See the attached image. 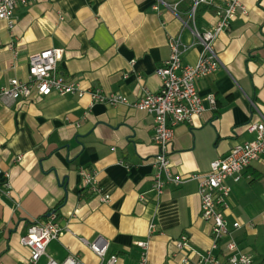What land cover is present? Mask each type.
<instances>
[{
  "label": "crops",
  "instance_id": "0c3cea01",
  "mask_svg": "<svg viewBox=\"0 0 264 264\" xmlns=\"http://www.w3.org/2000/svg\"><path fill=\"white\" fill-rule=\"evenodd\" d=\"M176 1L177 12L163 6L156 11L157 0H37L20 6L13 28L0 19V90L13 78L27 80L32 55L57 49L63 51L59 76L85 91L120 94L131 104L147 91L159 92L157 70L172 54L170 40L180 38L183 64L195 65L203 48L194 31L214 30L216 10L226 2L201 6L194 25L190 0ZM240 2L247 14L239 10L214 42L220 68L197 84L202 98L215 96L216 106L205 103L192 124L175 129V174L208 173L213 161L254 139L248 127L264 116V0ZM154 135L151 114L93 103L89 95L54 93L0 107V264H29L30 249L21 238L33 220L54 212L63 235L47 254L59 262L72 256L100 264L83 241L98 238L110 244L117 264H138L139 242H149L152 264H178L170 253L184 235L196 250H209L212 231L201 218L199 182L169 185L160 196L153 192L159 153ZM82 172L94 178L98 191ZM227 185L226 217L230 225L242 224L233 239L254 264H264V159ZM104 196L110 200L102 201ZM151 224L156 230L150 235ZM229 241L215 254L226 257ZM46 263L43 257L38 264Z\"/></svg>",
  "mask_w": 264,
  "mask_h": 264
},
{
  "label": "built area",
  "instance_id": "2783aa9c",
  "mask_svg": "<svg viewBox=\"0 0 264 264\" xmlns=\"http://www.w3.org/2000/svg\"><path fill=\"white\" fill-rule=\"evenodd\" d=\"M37 0H0V19L13 28L14 12L20 6H29ZM189 21L195 25L198 10L201 6H214L215 0H190ZM163 6L177 12L179 2L176 0H157L154 6L159 11ZM247 14V9L240 0H226L225 6L216 10L218 22L214 30L203 34L197 30L194 35L202 45L198 62L195 65H185L182 61V44L180 38L171 39L170 58L159 67V75L162 85L157 93L146 92L135 103H130L127 97L104 93L102 90L85 91L76 82H68L58 74L59 62L62 60L63 51L48 49L30 57L29 74L27 80L13 78L8 86L0 90V107H9L19 101H33L51 94L66 96L77 94L80 98L89 95L93 103H101L111 107L126 105L138 111L146 112L154 117V142L159 148L153 165L158 170L154 177L153 192L157 196L163 194L169 185L180 186L189 181L199 182V195L201 199V218L211 226L212 246L209 250L199 251L193 248L188 236H181L174 242V250L170 253V259L178 264H254L252 256L243 252L233 239L234 232L241 229L242 224L238 221L230 225L226 217V209L231 194V188L227 180L233 178L239 181L242 173L255 161L264 159V116L262 120L253 123L248 131L255 137L234 146L228 155L215 160L210 165L206 174H175L172 171L170 154L175 137V129L180 124H192L195 117L201 116L208 103L211 108L216 106V98L209 95L202 98L197 84L198 82L218 71L221 66L218 54L214 50V42L218 37L230 28L238 12ZM19 161L21 159H18ZM4 172L0 169V176ZM87 185H95L94 178L90 174L82 172ZM165 176L163 178L162 176ZM5 176L9 177L8 173ZM8 186V185H7ZM97 190V187H93ZM141 199H144L141 196ZM110 196H104L102 201H109ZM156 230L151 224L150 235ZM63 235V230L58 222L56 212L50 213L46 219L33 220L25 236L21 238V244L30 249L29 264H38L43 257H47L46 264H83L76 257H68L59 262L47 254V248L53 241ZM230 238L226 245V257L216 255L220 250L221 242ZM84 243L100 258V264H117L118 257L109 255L110 244L98 238L95 241ZM141 255L138 264H152L148 258L149 242H139Z\"/></svg>",
  "mask_w": 264,
  "mask_h": 264
}]
</instances>
